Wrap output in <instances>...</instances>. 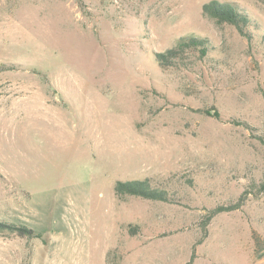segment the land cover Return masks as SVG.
Wrapping results in <instances>:
<instances>
[{"label":"rangeland","instance_id":"1","mask_svg":"<svg viewBox=\"0 0 264 264\" xmlns=\"http://www.w3.org/2000/svg\"><path fill=\"white\" fill-rule=\"evenodd\" d=\"M209 1L0 0V264H264V0H217L250 40ZM144 178L176 202L115 196Z\"/></svg>","mask_w":264,"mask_h":264},{"label":"trees","instance_id":"2","mask_svg":"<svg viewBox=\"0 0 264 264\" xmlns=\"http://www.w3.org/2000/svg\"><path fill=\"white\" fill-rule=\"evenodd\" d=\"M203 16L212 19L215 24L223 25L228 24L233 26L237 32L247 38L251 39L249 23L250 18L248 14L239 5L231 2H220L217 0L209 1L202 6ZM187 50L197 51L199 57H204L209 50V41L206 38L182 36L176 44L163 52L155 53V59L162 67L175 64V61L182 59L184 52ZM264 98V92L262 93ZM201 112L207 116L219 119L220 115L215 109H203ZM262 143L264 145V140ZM114 194L118 199H122L126 196L139 197L145 200L161 201V202H176V196L170 193L163 186L153 185L151 179L144 178L141 180H118L114 184ZM247 193H242L239 198L227 205H218L211 209L204 218L205 226L208 225L210 220L217 214L223 212H230L239 209L246 199ZM5 230L10 233H16L21 236H30L33 231L20 227L19 225L6 223L0 221V231ZM194 259V247L192 254L186 264H192Z\"/></svg>","mask_w":264,"mask_h":264}]
</instances>
